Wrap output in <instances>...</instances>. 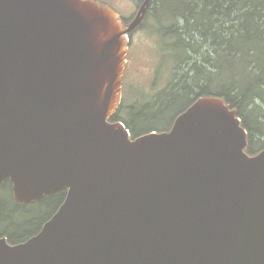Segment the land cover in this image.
I'll return each instance as SVG.
<instances>
[{
	"label": "water",
	"instance_id": "water-1",
	"mask_svg": "<svg viewBox=\"0 0 264 264\" xmlns=\"http://www.w3.org/2000/svg\"><path fill=\"white\" fill-rule=\"evenodd\" d=\"M95 0H0V183L27 203L65 188L41 230L0 264H264V150L224 99L169 131L109 121L129 34Z\"/></svg>",
	"mask_w": 264,
	"mask_h": 264
},
{
	"label": "trees",
	"instance_id": "trees-1",
	"mask_svg": "<svg viewBox=\"0 0 264 264\" xmlns=\"http://www.w3.org/2000/svg\"><path fill=\"white\" fill-rule=\"evenodd\" d=\"M166 1L153 0L148 15L155 21L158 10L156 32L173 60L169 83L126 105L124 94L122 107L110 120L123 121L135 139L170 130L198 98L219 97L237 111L248 131L246 151L254 155L264 150V0H169V12L162 13ZM66 195L62 188L23 203L14 198L11 180H3L0 236L11 244L26 241L57 212Z\"/></svg>",
	"mask_w": 264,
	"mask_h": 264
},
{
	"label": "rangeland",
	"instance_id": "rangeland-1",
	"mask_svg": "<svg viewBox=\"0 0 264 264\" xmlns=\"http://www.w3.org/2000/svg\"><path fill=\"white\" fill-rule=\"evenodd\" d=\"M97 1L105 7L110 6L116 9L123 18H128L125 21V25L123 23L121 25V28H125L136 16L143 0ZM169 6H171V1L167 0L161 12L168 13ZM157 14L158 10H154L156 23ZM155 21L150 13L146 16L143 23L130 35L124 69V82L123 85L121 84L123 90L122 98L124 94L127 95L125 105L129 101H133L138 95L142 96L144 92L151 95V93L162 89L169 83L173 60L163 51V45L156 32Z\"/></svg>",
	"mask_w": 264,
	"mask_h": 264
},
{
	"label": "flooded vegetation",
	"instance_id": "flooded-vegetation-1",
	"mask_svg": "<svg viewBox=\"0 0 264 264\" xmlns=\"http://www.w3.org/2000/svg\"><path fill=\"white\" fill-rule=\"evenodd\" d=\"M142 3V2H141ZM139 7V6H138Z\"/></svg>",
	"mask_w": 264,
	"mask_h": 264
}]
</instances>
